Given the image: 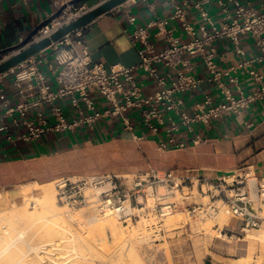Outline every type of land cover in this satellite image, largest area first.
Listing matches in <instances>:
<instances>
[{"label":"built area","instance_id":"1","mask_svg":"<svg viewBox=\"0 0 264 264\" xmlns=\"http://www.w3.org/2000/svg\"><path fill=\"white\" fill-rule=\"evenodd\" d=\"M73 1L60 0V7L64 8L60 16L43 27L35 36V41L51 37L89 10L76 7V4H72ZM217 1L225 15L220 27L215 25L208 12L200 5L198 8L203 19L212 25L213 31L209 32L202 26V35L198 36L195 27L185 20L183 6L176 4V0H169L176 9L173 18L182 21L186 33L193 37L192 42L182 43L174 39L170 32L169 45L163 50H157L150 42L147 28L139 27L134 32V37L136 43L141 45V61L135 67L119 64L107 67L102 62L94 61L84 45L83 33L79 29L49 48L54 57L51 72L59 85L57 90H53L50 78L41 69L44 63L43 51L13 68L14 85L20 91L23 101L8 113H18L20 119L26 120V129L20 136L21 139L36 141L46 133L76 131L83 125L94 128L105 116L123 118L126 129L132 131L127 113L138 109L144 124L153 132L158 131L155 122L164 124V112L172 113L169 118L172 124L169 140H160L157 147L163 152L184 151L188 149L187 144L178 142L172 132H179L182 126L189 132H194L195 124L207 126L215 120L234 114L241 115L253 103L264 100V75L255 68L256 64H264V5L263 10H258L251 3L245 4L241 0ZM230 6L234 7L233 11ZM129 21L135 22L131 16ZM246 34L255 38L259 51L255 58L237 67L246 68L259 85L249 94L245 93L237 78L231 77L229 72L218 71L215 49L212 47L219 39H229L237 53L244 54L241 36ZM198 55L211 74L210 80L218 85L225 100L214 103L211 96L207 95L203 102L197 104L196 112L190 115L183 110L184 96L194 93L201 86L202 80L194 74L191 60ZM139 73H145L155 82L157 90L145 96L138 80ZM225 77H230L234 90L226 84L223 79ZM94 92L108 101L109 107L104 112L99 110ZM67 98L72 100L78 111L77 118L73 121H69L65 110L64 102ZM16 123L19 124V120ZM205 143L203 137L196 136L195 146ZM126 179L129 178L110 173L61 178L56 185L57 199L70 210L95 204L99 214L116 215L128 223L138 217L133 210L146 214V209H152L151 213L155 218L166 219L177 213L185 202L194 198L197 190L199 196L210 199L208 204L194 202L192 212L198 219L217 220L221 211L226 209L236 222L235 227L225 226L231 232L237 229L241 232L257 231L264 227V178L258 177L249 169H238L214 177L174 169H151L144 175L133 176L132 181L130 180L131 188L126 187ZM144 183H147L146 189ZM161 188H164V194L160 193ZM178 194L183 197L182 200H172L177 199ZM132 197L138 202L135 208ZM92 198L95 199L94 202L91 201ZM150 200L153 205L148 207ZM216 226L220 228L218 223Z\"/></svg>","mask_w":264,"mask_h":264},{"label":"crops","instance_id":"2","mask_svg":"<svg viewBox=\"0 0 264 264\" xmlns=\"http://www.w3.org/2000/svg\"><path fill=\"white\" fill-rule=\"evenodd\" d=\"M103 1L83 0L76 4V7L91 9ZM241 1L245 4L251 3L256 9L263 10L264 0ZM176 4L183 6L185 20L195 27L198 36L202 35V26H205L209 32L213 31L212 25L203 19L198 6H203L217 27H220L225 16L217 0L209 2L176 0ZM60 6V0H0V52L16 48L39 25L55 15L60 10ZM230 8L234 10L233 6ZM175 11V6L169 0H129L82 28V40L94 61L102 62L107 67L117 64L135 67L141 61V45L136 43L134 37V32L139 27L147 28L150 42L157 50H163L169 45L170 32L174 39L182 43L192 42L193 37L186 33L182 21L173 18ZM130 16L134 18V23L129 21ZM241 38L244 54H238L229 39H219L212 47L215 49L218 71L229 72L231 77L237 78L238 84L245 93L249 94L259 85L246 68L237 67L255 58L259 51L256 40L251 35H242ZM42 55L44 63L41 69L50 78L53 90H57L59 85L51 72V64L54 62L52 51L48 48L42 52ZM191 60L194 74L202 80L199 90L184 96L183 110L193 115L197 104L203 102L207 95L211 96L214 103L224 101L225 97L221 94L218 85L210 80L211 74L201 56H194ZM234 68L236 69L232 70ZM255 68L264 75V64H256ZM12 73L11 70L0 76V167L75 153L85 154L119 143L139 142L157 146L160 140H169V131L172 128L169 118L172 113L164 112V124L155 122L158 131L153 132L144 124L141 111L135 109L127 113L132 131L126 129L123 118L105 116L94 128L83 125L76 131L49 132L36 141H24L20 136L26 129V120L20 119L18 113H8L23 101L20 91L14 85ZM223 79L232 90L235 89L230 77ZM138 80L142 84L145 96L157 90L155 82L145 73H139ZM25 87L27 88V85ZM28 93L30 95V91ZM93 96L101 112L108 109L109 103L104 97L97 92H94ZM64 104L69 121L75 120L78 111L72 100L67 98ZM175 119L180 122L179 119ZM16 120H19V124ZM172 135L178 138V142L187 144L188 149L184 152L195 157L197 161L195 168L187 169L188 171L184 173L192 171L201 176L214 177L238 169H249L258 177L264 178V100L253 103L241 115L234 114L215 120L207 126L195 124L194 132H189L182 126L179 132L174 131ZM196 136L203 137L206 143L195 146ZM205 150H208L207 155L204 153ZM169 152L183 151L164 153ZM205 156L208 158H204ZM222 160L226 164L228 162V165L217 166V162ZM21 197L23 196L17 186L0 187V210H10L14 202ZM209 261L210 264H215L213 260ZM207 263L208 261L194 264ZM259 264H264V259Z\"/></svg>","mask_w":264,"mask_h":264},{"label":"rangeland","instance_id":"3","mask_svg":"<svg viewBox=\"0 0 264 264\" xmlns=\"http://www.w3.org/2000/svg\"><path fill=\"white\" fill-rule=\"evenodd\" d=\"M149 147V145L139 142L119 143L116 145L104 146L100 150L85 154L75 153L56 158L41 159L34 162L0 167V187L10 185L14 187L17 186L19 192H21L23 196L20 200L14 202L13 208L10 210H0V219L6 222L5 224H7L9 228V233L11 232V228L12 231L14 230L13 233H17L16 227L9 224V220L7 219L9 211L17 206L20 207V209L24 208V210L26 209L34 213L36 210V213L42 214L44 212L42 205L44 203L42 186L46 184L47 187L50 185L51 190L53 189L51 195L53 194V201L54 198L56 199V207L50 205L53 203L52 201V203L49 204L51 207L48 205V207H50V209H48L50 213H48V211V214L46 212L44 213L47 217L51 215L56 208L58 210L55 212L60 211L63 213L62 216L65 217L66 222H61L65 228L62 229V231H64L65 234L70 231L69 234H67V238L71 237L73 234L79 235L78 237L85 238L86 240H91L92 238L98 239L99 237L106 238L104 246H100L97 251H92V255H89L90 259L86 261L87 264H90L92 259H96V262L94 263L92 261L93 263L91 264H194L197 262H210L209 260H213L215 264H241L242 262H244L242 264H252L256 260L255 264H259L260 261L264 259V248L261 243L253 244L251 241L264 232V227L257 231L241 232V230L237 229L235 232H231L227 230L225 226L229 225V227H235L236 222L231 219L229 214L224 216L226 215L224 214L226 209L221 211L220 214H222V216L219 220L208 219L202 221L198 219L192 212L195 206L194 202L208 204L210 203V199L199 196L197 190L194 193V198L185 202L177 213L169 216L170 218L167 217L163 220L155 218L151 213L152 209H146V214H143L142 211L139 210H133L138 217L134 218L132 222L128 221V223H125L119 216H103L99 214L95 204H90L77 210H70L58 202L56 185L57 181L61 178H79L94 174L110 173L128 177L129 179L125 181L126 187L131 188L132 184L130 180L133 176L144 175L151 169L162 171H164V169H174L184 172L188 171L187 169L195 168L197 162L195 157L190 156V154L184 151L179 152L184 154V158L179 164L167 167L160 165V163L156 164V162L151 159L152 155L149 152ZM155 147L158 151L163 152L159 150L156 145ZM204 153L207 155L208 150H205ZM204 158L207 159L208 156ZM217 163L223 167H225L224 165L226 164L224 160L218 161ZM226 165H228V162ZM189 172L194 174L192 171ZM123 181L124 180H122V182ZM49 183H52V185ZM146 185L147 183H144V189H146ZM160 193L164 194V188L160 189ZM182 198L183 197L178 194L177 199L172 200L181 201ZM94 200L93 198L91 199L92 202H94ZM131 200L133 208H135L138 202L135 197H132ZM141 200L142 199H140V201ZM144 201L145 198L143 199V202ZM35 205L36 207L33 208ZM152 205L153 201L150 200L148 207ZM262 215L264 216V212ZM41 218L45 217L41 216ZM106 221H112L113 223L115 221V223H117H114L115 226L118 225L116 233L120 234V232L125 229L122 233L124 236L127 235V237L123 240L110 239L107 230H104V225L107 223ZM101 222L104 224L102 225ZM141 222L147 229L144 234L146 236L149 235V239L143 243L135 244L134 242L133 244L131 243V245L127 240L133 235V230L135 231L136 225L141 227ZM217 223L220 225V228L216 226ZM39 225L40 224H37L38 227H35L34 232L32 231L33 233L29 235L30 243H34L35 245L40 241L51 239V237L46 235V230L39 232L37 235H33L37 233L38 230L36 229L39 228ZM143 225L141 228L145 229ZM3 226L4 222H0V232L4 230ZM23 226L24 225L19 226L17 228L18 231H20ZM223 228L225 229L222 231L221 229ZM65 231L68 232L66 233ZM126 231L129 233H126ZM13 233L12 235L15 236ZM8 235L1 234L0 250L12 242L14 237L11 238ZM132 241L133 240H131V242ZM17 246L18 247H14V249L12 248V250L0 260V263L2 262L1 264H14L17 261H21L20 264H31L34 255L29 254L28 245L25 242H18ZM69 246L72 248V245ZM67 249L69 253L71 251H69L70 247L65 250ZM84 252L88 253V251ZM232 259L241 260L233 262L231 261ZM248 260H250L249 263Z\"/></svg>","mask_w":264,"mask_h":264},{"label":"bare ground","instance_id":"4","mask_svg":"<svg viewBox=\"0 0 264 264\" xmlns=\"http://www.w3.org/2000/svg\"><path fill=\"white\" fill-rule=\"evenodd\" d=\"M49 184L52 185V183H49ZM42 188H43L42 190L44 193V196H43L44 197V199H43L44 203L42 205H43L44 212L47 213L48 209H50V207L52 205L56 207V204H55L56 199L54 198L55 202L52 200L53 194L51 195V191L53 189L51 190L50 185H48V187H47L46 184H44V186H42ZM52 201H53V203H52ZM50 203H52V204H50ZM48 205L50 207H48ZM35 207H36V205L33 208H35ZM56 210H58V209L56 208ZM44 212L42 214L41 213L39 214V213H36V210H35V213H34V212H30L29 210H26V209L24 210V208L20 209V207H17V206L14 209H12L11 211H9L8 212L9 215L7 216V219L9 220V224L16 227L17 233H13L14 230L12 231V228H11V232L9 233V228H8L7 224H5L6 222L0 219V222H4V226H3L4 230L2 232H0V237H1V234H5V235L9 234L8 236H10L11 238L14 237L12 242H10L5 248L0 250V260H2L9 253V251L12 250V248L14 249V247H18L17 246L18 242H25L29 247V254L34 255V257L31 260V264H70V263H72V264H85L86 263L87 264L86 261H89V259H90L89 255H92L91 253L97 251L100 246H104V242L106 241V238H103V237H99L98 239L97 238H94V239L90 238L92 240L91 241V240H86L85 238H82V237H78L79 235L73 234L71 237L67 238V234H69L70 231L69 230H68L69 232L65 231L66 233L68 232L67 234H65L64 231H62V229H65V228L63 227L61 222L62 221L66 222L65 217L62 216L63 213H61L60 211L55 212V213L52 212L51 215H48L46 217ZM48 213H50V212L48 211ZM37 214H39V215H37ZM43 214H44V216H43ZM224 214H226L224 216H227L229 213L227 211H225ZM69 215H71V214H69ZM41 216L45 217V218H41ZM221 216H222V214H220L218 216L217 220H219V218ZM109 221H110V219H109ZM112 221L111 222L106 221L107 223L104 225V230H107V233H108L110 239H121V240L125 239L127 237V235L124 236V234L122 233V232H124L125 229L122 228V229H124L123 231L119 229L120 231H122V232H120V234L116 233L117 232L116 229H118L117 228L118 225L115 226V224H117V223H115V221H114V223H115L114 224ZM168 222H169V220H168ZM37 224H40L39 228L36 229L38 231H37V233H35L33 235H37L39 232L46 230V233H47L46 235L48 237H51V239L47 240V241H42V242L40 241L38 244L35 245L34 243L33 244L30 243L29 235H30V233L34 232L35 227H38ZM103 224L104 223H102V225ZM175 224H177V223H175ZM21 225H24V226L20 231H18L17 228ZM142 225L143 224L141 222V227H142ZM151 225H152V222H151ZM134 227H133V229H134ZM141 227L136 225L135 231L133 230V235L131 234L132 236L130 238H128V240L126 239L128 241V243L133 244L135 242V244L136 243L138 244V243H143L149 239V237H148L149 235L146 236L144 234L145 231L147 230L146 227L144 226L145 229L144 228L142 229ZM127 232L128 231H126V233ZM12 233L15 234V236H13ZM128 235H130V234H128ZM10 237H8V238H10ZM131 240H133V241L131 242ZM251 243H253V244L261 243V245L264 248V232L260 236H258L257 238L252 239ZM68 244L72 245V248ZM134 246H136V245H134ZM69 247H70L69 251L70 250L71 251L68 253L67 252L68 249L67 250H65V249L69 248ZM130 248H132V247H130ZM252 248H253V246H252ZM84 251H88V253L87 252L85 253ZM66 252L68 253V255ZM249 259H250V256H249ZM92 261L95 263L96 259L95 260L92 259ZM92 261L90 262V264L93 263ZM249 261L250 260H248V263H249ZM20 263H21V261H17L14 264H20ZM242 263H244V262H242Z\"/></svg>","mask_w":264,"mask_h":264},{"label":"water","instance_id":"5","mask_svg":"<svg viewBox=\"0 0 264 264\" xmlns=\"http://www.w3.org/2000/svg\"><path fill=\"white\" fill-rule=\"evenodd\" d=\"M83 0H74L72 4H78ZM129 0H104L100 4L96 5L89 9L86 13H84L80 18L70 23L66 27L59 30L57 33L52 35L51 37L44 38L39 41H35V36L37 33L49 23H51L54 19L60 16L61 12L64 8H61L55 15H53L46 22L39 25L27 38L21 42L16 48L5 50L0 52V76L4 73L12 70L17 67L24 61L33 57L34 55L48 49L51 45L57 41H60L68 34L82 29L85 26L89 25L96 19L100 18L103 15H106L121 5L125 4ZM11 53V54H10ZM8 54H10L8 56ZM207 264H210L208 262Z\"/></svg>","mask_w":264,"mask_h":264},{"label":"trees","instance_id":"6","mask_svg":"<svg viewBox=\"0 0 264 264\" xmlns=\"http://www.w3.org/2000/svg\"><path fill=\"white\" fill-rule=\"evenodd\" d=\"M149 145V152L152 155L151 159L156 162V164L160 163L162 166H172L174 164H179L181 160L184 158L183 153L179 152H169V153H163L156 149L155 145L150 143H144ZM215 158H218V156H214ZM219 166V164H216Z\"/></svg>","mask_w":264,"mask_h":264}]
</instances>
